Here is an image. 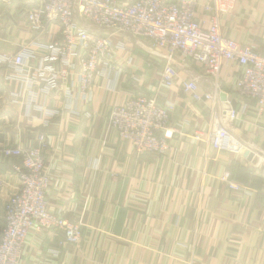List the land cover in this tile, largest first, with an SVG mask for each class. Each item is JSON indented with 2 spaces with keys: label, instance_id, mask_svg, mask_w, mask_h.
<instances>
[{
  "label": "crops",
  "instance_id": "1",
  "mask_svg": "<svg viewBox=\"0 0 264 264\" xmlns=\"http://www.w3.org/2000/svg\"><path fill=\"white\" fill-rule=\"evenodd\" d=\"M133 1L118 0L124 5ZM222 1L228 10L221 35L264 55V0ZM26 6L31 5L24 0H0V56L29 48L23 73L0 63V230L4 203L19 186L14 172L19 160L5 156L3 149L42 147L50 178L48 208L79 224L82 238L74 248L61 243L60 232H30L18 264H264L259 158H264V111L244 100L245 113L232 123L235 136L249 149L217 152L205 142L212 109L222 112L226 99L240 108L232 83L237 68L222 67L221 92L212 106L193 101L179 88L180 80L201 76L199 92H211L212 78L196 64L173 57L178 81L162 99L156 91L167 53L149 54L145 44L147 55L142 54L138 40L98 31L116 47L121 72L115 92L105 90L101 78L88 103L78 98L77 88L68 94L66 87L76 82L73 74L64 84L48 80L62 67L58 49L50 48L60 36L47 23L30 31ZM201 6L197 17L207 20ZM134 76L141 80L138 86ZM137 91L171 105L172 137L163 155L137 154L107 127L112 107ZM224 172L252 193L229 190L220 181Z\"/></svg>",
  "mask_w": 264,
  "mask_h": 264
},
{
  "label": "built area",
  "instance_id": "2",
  "mask_svg": "<svg viewBox=\"0 0 264 264\" xmlns=\"http://www.w3.org/2000/svg\"><path fill=\"white\" fill-rule=\"evenodd\" d=\"M24 1L31 5L25 9L30 31L47 23L54 26L60 36L59 42L52 43L50 48L58 49L62 67L52 72L53 76L48 80L56 85L64 84L73 74L76 82L72 89L66 87L68 94L77 88L78 98L88 103L92 101L101 78L105 80V90L115 92L121 72L115 57L116 47L98 31L107 32L110 36L140 39L152 50L167 53L169 59L161 70L156 91V96L162 99H166V92L178 81L173 57L196 64L202 75L212 78L213 91L206 93L199 92L201 76L179 81L184 96L195 102H211L212 106L221 92L219 74L222 67L235 66L239 73L232 83L240 108L236 110L226 99V108L222 112L216 113L212 109L205 142L217 152L239 154L249 149L235 136L232 123L245 113L244 100L255 102L258 110L264 111V55L251 46L240 45L221 35L220 22L228 10L222 0H211L202 6L199 0H135L126 5L118 0ZM200 6L208 16L207 20L197 17ZM28 53L29 48L25 45L15 55H1L0 63L23 73L24 56ZM132 81L138 85L140 80L133 77ZM171 110L169 103L161 104L157 98L137 91L122 104L112 107L107 127L118 139L129 143L137 154L163 155L169 150L168 140L172 137L169 130ZM250 147L256 149L253 145ZM42 151V147L3 149L5 156L19 160L14 166L19 186L3 206L0 264H18L30 232H60L63 236L61 243L74 248L81 242L80 225L52 213L48 208L46 195L50 178ZM259 158L264 171V158L261 155ZM220 181L233 192L252 193L235 182L229 172H224Z\"/></svg>",
  "mask_w": 264,
  "mask_h": 264
},
{
  "label": "rangeland",
  "instance_id": "3",
  "mask_svg": "<svg viewBox=\"0 0 264 264\" xmlns=\"http://www.w3.org/2000/svg\"><path fill=\"white\" fill-rule=\"evenodd\" d=\"M130 39H133V38H130ZM136 40V39H135ZM138 41H139V43H138V46L140 47V48H138V50L139 51H142V54H146L147 52H149V54L150 53H152V54H154V52H155V50H152L150 47H148V45H146L147 46V49L145 48V44H146V42H144L143 40H140V39H138ZM142 42V43H141ZM144 43V44H143ZM142 45H143V47H142ZM145 49L147 50V52L145 51ZM147 55V54H146ZM145 55V56H146ZM115 57H116V55H115ZM135 78H138V77H136V76H134ZM141 82V80L139 81V83ZM135 83H137V82H135ZM134 84V83H133ZM138 86V85H137Z\"/></svg>",
  "mask_w": 264,
  "mask_h": 264
},
{
  "label": "water",
  "instance_id": "4",
  "mask_svg": "<svg viewBox=\"0 0 264 264\" xmlns=\"http://www.w3.org/2000/svg\"><path fill=\"white\" fill-rule=\"evenodd\" d=\"M253 154H250L249 158H252Z\"/></svg>",
  "mask_w": 264,
  "mask_h": 264
}]
</instances>
